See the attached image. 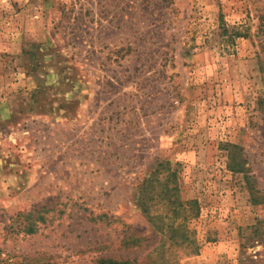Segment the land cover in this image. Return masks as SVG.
Here are the masks:
<instances>
[{"label": "rangeland", "instance_id": "obj_1", "mask_svg": "<svg viewBox=\"0 0 264 264\" xmlns=\"http://www.w3.org/2000/svg\"><path fill=\"white\" fill-rule=\"evenodd\" d=\"M100 256L264 264V0H0V264Z\"/></svg>", "mask_w": 264, "mask_h": 264}, {"label": "trees", "instance_id": "obj_2", "mask_svg": "<svg viewBox=\"0 0 264 264\" xmlns=\"http://www.w3.org/2000/svg\"><path fill=\"white\" fill-rule=\"evenodd\" d=\"M230 149L228 150V158H229V163H228V168L231 171H241V167H242V160H239L236 158V156L234 155L235 153H233V149L237 148L236 145L234 144H230ZM176 178H174L175 181ZM158 180V178H156V181ZM149 183H152V180L149 181ZM178 190V187L176 185V183L174 182V185L170 188L166 182H163L161 184V188L158 191L157 195L161 196V198H164L166 201H168L171 205H173V213L174 216H178L181 217L183 220H186L188 218H190L189 216L193 217L195 215H197L199 213L198 208L194 207L192 205V202H187V201H183L182 199H180V197L178 196V194L176 193ZM169 191H173V193L171 194ZM185 204H191V207L189 209L192 210L191 214H187L185 213L183 210L185 209ZM40 213V212H39ZM31 216V215H30ZM43 219V216L41 214L38 215V217L36 216L34 219H30L29 221L26 222L25 226V231L27 232H35L36 231V226H35V220L36 219ZM171 227H175L177 229H172L173 230H179V228L181 227V225H177V226H173V224H171ZM173 236V235H172ZM134 240V239H133ZM128 241V240H126ZM193 249V248H192ZM193 250H191L190 253H192ZM153 258V257H150ZM149 261H154L153 259H148ZM146 260L144 261H138L136 258L133 259H129V258H114V257H104V256H100V258L97 260L98 264H141L144 263ZM50 264V263H47Z\"/></svg>", "mask_w": 264, "mask_h": 264}]
</instances>
